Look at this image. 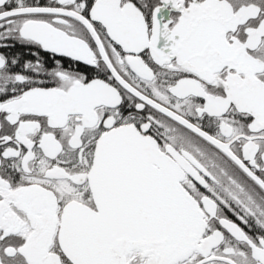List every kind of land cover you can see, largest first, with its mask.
<instances>
[{
  "label": "snow or ice",
  "instance_id": "1",
  "mask_svg": "<svg viewBox=\"0 0 264 264\" xmlns=\"http://www.w3.org/2000/svg\"><path fill=\"white\" fill-rule=\"evenodd\" d=\"M0 264H264V0H0Z\"/></svg>",
  "mask_w": 264,
  "mask_h": 264
}]
</instances>
